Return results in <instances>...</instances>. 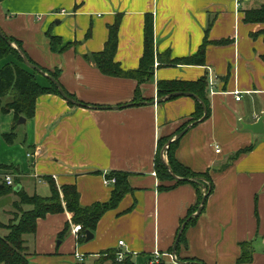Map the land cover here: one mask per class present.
Listing matches in <instances>:
<instances>
[{"label":"crops","instance_id":"0c3cea01","mask_svg":"<svg viewBox=\"0 0 264 264\" xmlns=\"http://www.w3.org/2000/svg\"><path fill=\"white\" fill-rule=\"evenodd\" d=\"M263 1L0 2L1 29L21 40L39 65L59 68L65 89L80 103L91 105L45 93L37 99L35 116L25 122H16L13 111L3 113L0 108V183L8 172L15 177V192L0 198V221L8 224L13 218L16 192L51 195L45 177L59 188L75 184L83 206L110 200L114 184L105 183V178L113 171L128 172L133 190L103 215L90 241L78 240L73 213L66 208L39 218L37 231L25 236L30 264H111L99 262L107 249L132 254L138 263L159 252L167 264L173 263L170 250L182 220L198 203V191L191 183L160 190L155 162L159 141L183 129L197 100L184 95L156 104L130 103L138 91L141 99L136 101L158 98L160 80L202 77L208 80L211 114L188 125L176 157L196 172L209 171L214 188L203 212L187 226L177 257L206 264H264V133L246 128L247 120L255 123L264 116V23L245 21V11ZM147 15L154 19L153 80L140 84L137 79L109 76L87 60L86 55L104 50L109 27L120 17L116 61L126 70L139 68ZM48 32L61 38L60 48L69 43L70 47L53 50ZM203 44L207 45L203 65L166 64L157 58L165 53L171 59L190 57ZM8 61L15 59L3 60L0 67ZM13 130L17 137L9 144L4 134ZM250 146V151L235 157ZM5 233L0 228V234ZM242 242L251 245L249 261H239Z\"/></svg>","mask_w":264,"mask_h":264},{"label":"trees","instance_id":"16d2710c","mask_svg":"<svg viewBox=\"0 0 264 264\" xmlns=\"http://www.w3.org/2000/svg\"><path fill=\"white\" fill-rule=\"evenodd\" d=\"M1 1L2 0H0V2ZM245 21L248 23H264V4L258 8L247 9L245 11ZM120 23L121 18L119 17L117 18L116 22L109 27V39L105 44L104 50L86 55L87 60L95 63V65L104 74L109 76L137 79L140 84L153 80L154 65L156 60L153 16L147 15L145 19V50L144 55L141 58L140 66L137 69L126 70L118 61H116V54L119 46ZM261 34L264 37V30L261 31ZM5 35L6 38L0 34V63L9 56H13L15 61H8L0 67V108L3 113H9L13 111L16 122L22 116L27 119H31L35 116L36 102L39 96L45 93H60L57 85L47 77L44 76L48 80L49 85H43L39 82L37 75L40 73L37 70L29 69V67L24 62L20 50H22L28 56L32 63L38 65L49 75L55 77L60 84L61 70L59 68L50 70L39 65L27 54L21 40L8 35L7 33H5ZM48 36L51 39L52 49L55 51L65 50L71 45L69 43L60 48V45H62L61 38L51 35L50 32H48ZM206 46V44H203L199 51L190 57L171 59L170 55L165 53L166 56L157 54V58L162 59V61L166 64L203 65L206 62ZM61 86L71 98L79 101L76 96L65 89L62 84ZM157 87L159 97H163L172 92L189 91L196 94L200 98V100L196 99L197 109L193 114V117L183 127L182 130H184L189 124L196 123L203 116L205 118L210 116L211 110L207 93L208 80L206 77H202L196 81L160 80L158 81ZM8 96L12 97V99L4 103V99ZM136 98L137 99H135L134 102H139L136 101L141 99L139 91L137 92ZM147 101H151V99H148ZM82 104L91 106L87 103ZM204 105L206 107V111ZM16 137L17 134L14 130L4 134V138L9 144H13L16 140ZM171 138L172 137L164 138L159 141V150L155 162V168L157 175L162 182L160 185V190L166 191L181 184L191 183L197 188L198 191V203L195 207L191 208L189 215L182 220L180 229L178 231L179 234L183 223L190 215L197 211L203 198L206 195L207 198L209 197L213 191L214 182L209 171L196 172L177 159L176 147L180 139H176L169 143V146L166 149L168 157L167 160L172 171L182 179L178 180L173 177L169 167L166 165L161 155V151L165 145L168 144ZM251 149L252 146L243 148L236 152L235 157L239 156L241 153L248 152ZM3 168L18 171V169H15L11 165H3ZM108 177L116 178V183L114 184V189L112 191L110 200L107 202H96L90 206L81 205L80 192L78 191V188L75 184L63 185L59 188L55 181L50 177H45L52 191L51 195L49 196H42L40 194L29 195L23 189L19 192H16V194L19 196V200L14 202V207L20 209L22 205H28L30 206V209H21L22 215L13 217L8 224H3L0 221V228L4 227L9 229L6 235L0 234V263L30 264L29 254L25 251V236L34 234L37 231L38 219L46 216L48 213H59L64 211L65 208L72 212L73 222L75 224H81L83 228V231L78 238L79 241L86 239L87 230H91L94 233L103 215L111 209H116L125 195L133 191L129 183L128 172L113 171ZM12 192H15L13 186L7 185L5 182L0 183V198L9 195ZM196 219L197 217L192 218L182 231L178 247L180 246V243L185 241V231L187 226ZM69 226L70 224H68L66 228L68 229ZM241 247L242 254L239 258V261L245 262L251 260L252 251L250 243L242 242ZM119 251L120 250L118 249H107L103 251L102 254L104 256L99 262L110 261L111 264H167V261L163 257H159L158 261H156V258L153 256H149L144 263H138L132 254H127L124 259L119 260ZM170 252H173V248L170 250ZM178 259L180 262L177 264H206L204 261L197 258L186 259L178 257ZM76 264L85 263L78 262Z\"/></svg>","mask_w":264,"mask_h":264},{"label":"water","instance_id":"95a60500","mask_svg":"<svg viewBox=\"0 0 264 264\" xmlns=\"http://www.w3.org/2000/svg\"><path fill=\"white\" fill-rule=\"evenodd\" d=\"M0 34H1L4 38H6V35H5L4 31L1 29V27H0ZM14 45H15V44H14ZM20 52H21V54H22V56H23V59H24L25 64H26L29 68L34 69V70H37L41 75L47 77V78L50 79L52 82H54V83L57 85V87H58V90H59L60 95H61L64 99H66L67 101H70V102L76 103V104H81V105H83V104L80 103L79 101H76V100H74L73 98H71V97L66 93V91L63 89V87L61 86V84L59 83V81H58L55 77L49 75V74H48L47 72H45L41 67H39L38 65L32 63V62L29 60L28 56H27L22 50H20ZM184 95H185V96H191V97H194V98L197 99V100H200V98H199L196 94H194V93H192V92H189V91H177V92L169 93V94H167V95H165V96H163V97H158V98L153 99V100H151V101L133 102V103H130V104H133V105H137V104H143V105H144V104H156V103H162V102L168 101V100H170V99H172V98H174V97H179V96H184ZM84 106H87V107H88V105H86V104H84ZM94 107H95V106H94ZM204 107H205V105H204ZM205 111H206V107H205ZM25 120H26V118L22 116V117H20L19 122H21V121H24V122H25ZM244 125H245V124H244ZM246 128H247V129H250V130H252V131H254L255 133H264V116H262V117H261L257 122H255V123H251L250 120H247V121H246ZM188 129H189V126L186 127L184 130L180 131L179 133H177L174 137H172V138L170 139V141L168 142V144L165 145V147H164V149H163V152H162V158L164 159L166 165L169 167V169H170V171H171V174L173 175V177H174L175 179H178V180H181L182 178L179 177L176 173H174V172L172 171V169H171V167H170V165H169V163H168V160H167V158L165 157V151H166L167 147L169 146V143H171L172 141H174V140H176V139H180V138H181V137H182V136L188 131ZM183 179H185V178H183ZM15 190H18V188L15 187ZM206 201H207V195L203 198V200H202L201 204L199 205L197 211L194 212L192 215H190V216L188 217V219H187V220L183 223V225H182V228H181V230H180V232H179V234H178V236H177V238H176L175 244H174V246H173V252H172V255L175 257V260H176L177 263L180 262L179 259H178V257H177V248H178V244H179V241H180V237H181L182 231L184 230V228L186 227V225L188 224V222H189L192 218H194V217H198V216L203 212V210H204V208H205ZM94 237H95V234H94L91 230H87V231H86V241H90V240H92Z\"/></svg>","mask_w":264,"mask_h":264},{"label":"built area","instance_id":"2783aa9c","mask_svg":"<svg viewBox=\"0 0 264 264\" xmlns=\"http://www.w3.org/2000/svg\"><path fill=\"white\" fill-rule=\"evenodd\" d=\"M238 2H241V0H238ZM237 94V99L239 100L241 98L239 91H236ZM217 152H220L221 149L219 147H217L216 149ZM4 182L7 185L13 186L15 184V177L12 173L8 172L4 175ZM105 183L107 184H115L116 183V178L115 177H106L105 178ZM83 231L82 225L81 224H75L74 228H73V232L77 235V238H79V236L81 235V232ZM120 245L124 244V241H120L119 242ZM156 261H158L159 257H160V253L156 252ZM127 253L124 251H120L118 252V258L119 260H122L126 257ZM172 260L173 263L177 264L175 257L172 255Z\"/></svg>","mask_w":264,"mask_h":264},{"label":"rangeland","instance_id":"374dc122","mask_svg":"<svg viewBox=\"0 0 264 264\" xmlns=\"http://www.w3.org/2000/svg\"><path fill=\"white\" fill-rule=\"evenodd\" d=\"M262 1H263V0H259L260 3H261ZM257 2H258V0H257ZM263 2H264V1H263ZM260 3H259V4H260ZM8 58L15 59L13 56H9ZM23 65H24V64H23ZM24 66H25V65H24ZM26 67H27V66H26ZM29 69H31V68H29ZM37 77H38V80L40 79V80H42V81H46V83H49L48 80H46V78H45L43 75L38 74ZM11 99H12V97L8 96L7 98L4 99V103L7 102V101H10ZM21 209H23V210H27V209H30V206H28V205H22V206L20 207V209L13 208V211H12V215H13V217L21 216V215H22V210H21ZM4 229L6 230V233H5V234H7L8 231H9V229H7V228H4ZM25 251L28 252V247H27L26 244H25ZM120 251H122V250H120ZM120 251H119V252H120Z\"/></svg>","mask_w":264,"mask_h":264}]
</instances>
